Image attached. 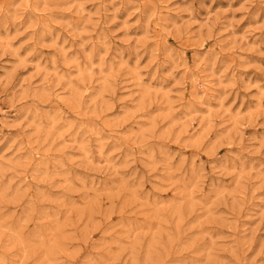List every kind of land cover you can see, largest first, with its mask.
Instances as JSON below:
<instances>
[{
	"label": "rangeland",
	"instance_id": "1",
	"mask_svg": "<svg viewBox=\"0 0 264 264\" xmlns=\"http://www.w3.org/2000/svg\"><path fill=\"white\" fill-rule=\"evenodd\" d=\"M0 264H264V0H0Z\"/></svg>",
	"mask_w": 264,
	"mask_h": 264
}]
</instances>
